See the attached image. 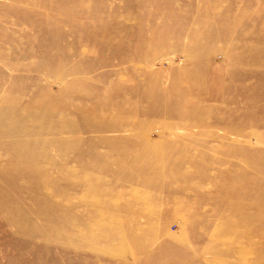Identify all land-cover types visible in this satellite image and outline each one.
<instances>
[{"label":"rangeland","instance_id":"374dc122","mask_svg":"<svg viewBox=\"0 0 264 264\" xmlns=\"http://www.w3.org/2000/svg\"><path fill=\"white\" fill-rule=\"evenodd\" d=\"M0 264H264V0H0Z\"/></svg>","mask_w":264,"mask_h":264},{"label":"bare ground","instance_id":"6f19581e","mask_svg":"<svg viewBox=\"0 0 264 264\" xmlns=\"http://www.w3.org/2000/svg\"><path fill=\"white\" fill-rule=\"evenodd\" d=\"M34 101H36V100H34ZM29 105H30V106H33V105H34V103L32 102V103H30Z\"/></svg>","mask_w":264,"mask_h":264}]
</instances>
